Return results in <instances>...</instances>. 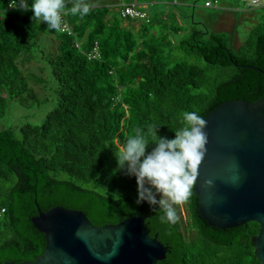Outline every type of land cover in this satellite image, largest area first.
Here are the masks:
<instances>
[{"label": "trees", "instance_id": "trees-1", "mask_svg": "<svg viewBox=\"0 0 264 264\" xmlns=\"http://www.w3.org/2000/svg\"><path fill=\"white\" fill-rule=\"evenodd\" d=\"M8 2L0 0V118L7 98L40 102L35 86L46 90L47 81L30 69L36 61L55 82L56 103L41 124L0 129V262L40 255L45 238L30 218L61 205L95 225L143 215L148 234L167 247L155 264H261L253 245L257 221L210 226L194 189L188 217L169 221L162 208L136 203V179L117 161L137 130L149 134L157 126V135L171 138L185 111L204 117L225 100L264 96V12L235 46V26L183 24L187 15L170 9L147 20L120 16L121 3L139 7L142 0H86L91 11L83 17L70 12L77 0H65L71 34L49 30L31 10ZM42 36L50 38L48 49ZM94 43L99 57L91 58Z\"/></svg>", "mask_w": 264, "mask_h": 264}, {"label": "water", "instance_id": "water-1", "mask_svg": "<svg viewBox=\"0 0 264 264\" xmlns=\"http://www.w3.org/2000/svg\"><path fill=\"white\" fill-rule=\"evenodd\" d=\"M204 118L207 151L193 185L199 214L219 228L257 221L253 245L264 264V96L252 102L225 100ZM30 220L44 235L42 253L0 264H155L167 252L148 234L143 215L95 225L81 210L55 205L38 209Z\"/></svg>", "mask_w": 264, "mask_h": 264}, {"label": "clouds", "instance_id": "clouds-1", "mask_svg": "<svg viewBox=\"0 0 264 264\" xmlns=\"http://www.w3.org/2000/svg\"><path fill=\"white\" fill-rule=\"evenodd\" d=\"M9 2L21 11L31 10L32 17L42 18L49 30H61L67 14L65 0H32L30 7L27 0ZM90 11L86 0H77L70 9L72 14L81 17ZM181 124L180 128L173 129L175 135L171 138L157 135V126L149 134L137 130L123 145L117 161L126 175L136 179V203L147 202L153 208H162L169 221L177 219L173 205L190 198L208 143L204 130L207 120L197 111H185ZM150 145L154 146L148 150ZM205 183L210 185L212 180Z\"/></svg>", "mask_w": 264, "mask_h": 264}, {"label": "rangeland", "instance_id": "rangeland-1", "mask_svg": "<svg viewBox=\"0 0 264 264\" xmlns=\"http://www.w3.org/2000/svg\"><path fill=\"white\" fill-rule=\"evenodd\" d=\"M204 1L205 0H160L159 2H155L154 0H142L138 8L149 16L153 15L154 12L158 13L161 7H166L176 12L179 17L182 13L187 15V17L180 18L183 24L187 20H193L195 22H200L199 24L203 23L209 30L213 31H229L235 26V46L239 45L245 39L251 27L256 22V17L264 12V9L261 8L246 9L239 0H218L214 8L205 7ZM136 20L138 21L139 19ZM49 41V37L42 36L39 44L44 45L45 48L48 49L47 47L50 45H47V42ZM40 47L42 48V46ZM40 66H42V62L38 61L29 64L30 69H33L38 74H43L47 81L46 90L39 86H35L40 102L23 104L19 98H7L6 112L4 116L0 118V129L8 127L18 129L20 125L25 123L41 124L47 112L54 107L56 103V96L53 92L55 82L52 80L49 71L40 72L38 69ZM173 207L176 210V215L180 219L184 220L188 217L186 201L175 204Z\"/></svg>", "mask_w": 264, "mask_h": 264}, {"label": "built area", "instance_id": "built-area-1", "mask_svg": "<svg viewBox=\"0 0 264 264\" xmlns=\"http://www.w3.org/2000/svg\"><path fill=\"white\" fill-rule=\"evenodd\" d=\"M216 2L217 0H205L204 6L205 7H216ZM239 2H241L244 8L246 9H252V8L264 6V0H239ZM8 7L9 8L11 7L10 2H8ZM119 13H120V16L122 17L140 18V19H146V20L148 18V15L145 12H143L141 9H139L133 3H128V4L121 3ZM60 31L67 32L68 34L72 33L67 23L65 22V16L63 18L62 28ZM87 55L88 57H91V58L99 57L98 46L96 43H94L91 51ZM3 211H4V208H0V215L3 213Z\"/></svg>", "mask_w": 264, "mask_h": 264}, {"label": "crops", "instance_id": "crops-1", "mask_svg": "<svg viewBox=\"0 0 264 264\" xmlns=\"http://www.w3.org/2000/svg\"><path fill=\"white\" fill-rule=\"evenodd\" d=\"M162 10H168V8H166V7H161V9L159 10V11H162Z\"/></svg>", "mask_w": 264, "mask_h": 264}]
</instances>
